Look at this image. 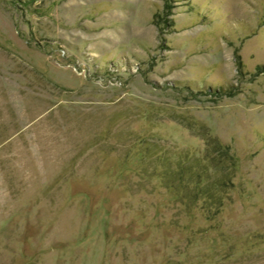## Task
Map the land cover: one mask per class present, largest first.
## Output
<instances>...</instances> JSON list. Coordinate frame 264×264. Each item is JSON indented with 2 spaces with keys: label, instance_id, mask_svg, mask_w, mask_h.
Listing matches in <instances>:
<instances>
[{
  "label": "rangeland",
  "instance_id": "obj_1",
  "mask_svg": "<svg viewBox=\"0 0 264 264\" xmlns=\"http://www.w3.org/2000/svg\"><path fill=\"white\" fill-rule=\"evenodd\" d=\"M0 264H264V0H0Z\"/></svg>",
  "mask_w": 264,
  "mask_h": 264
},
{
  "label": "trees",
  "instance_id": "obj_2",
  "mask_svg": "<svg viewBox=\"0 0 264 264\" xmlns=\"http://www.w3.org/2000/svg\"><path fill=\"white\" fill-rule=\"evenodd\" d=\"M195 176L198 178L200 176V173L195 174Z\"/></svg>",
  "mask_w": 264,
  "mask_h": 264
}]
</instances>
